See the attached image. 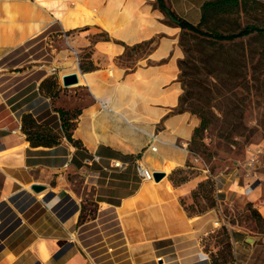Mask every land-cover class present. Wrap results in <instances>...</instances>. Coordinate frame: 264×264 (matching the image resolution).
<instances>
[{
    "label": "crops",
    "instance_id": "crops-1",
    "mask_svg": "<svg viewBox=\"0 0 264 264\" xmlns=\"http://www.w3.org/2000/svg\"><path fill=\"white\" fill-rule=\"evenodd\" d=\"M98 1L95 17L115 22L129 7L135 16L146 21L139 20L135 25L140 37L132 42L100 22L84 21L133 44L158 32H174L179 26L169 17L170 12L198 23L206 0H164V11L157 3L153 5L156 0ZM52 10L50 0H0V264H211L200 240L212 228L216 211L189 215L174 198L189 193L201 175L173 185L165 174L154 180L159 183L160 197L136 196L128 205L124 200L135 196L147 180H140L132 166L115 170L110 182L95 183V188L108 186L110 195L96 191L95 214L81 222V197L64 183H50V172L68 167L64 163L75 146L64 136L53 146H32L21 130L20 116L32 110L39 114L50 110L46 106L50 99L41 93L39 84L53 73L60 84V80L64 84L63 76H86L83 82L74 84L87 86L94 100L81 108L73 136L81 139L89 153L100 155L102 162H109L108 151L112 150L120 156L138 155L146 164L148 156L157 155L161 161L171 162L172 167L183 166L187 158L185 144L198 122L192 113L174 110L181 91L177 80L181 51L174 36L161 37L132 67L113 62L111 75L115 69L120 75L115 81L110 74L106 76L110 67L104 65L101 57L119 55L122 49L107 40L96 41L92 58L99 67L82 72L77 51L63 33L64 23ZM163 13L175 26L159 20ZM77 17L83 19L74 14L69 21L78 20ZM53 33L58 39L64 38L68 46L56 47L50 37ZM164 42L168 44L165 51L161 50ZM86 44L89 41H84ZM119 85L125 86L128 93L127 105L123 107L114 98ZM132 92L135 94L130 101ZM172 92L175 94L171 98ZM125 118L135 126L127 125ZM150 144L156 145L155 155L151 154ZM35 182L45 188L28 191L27 184ZM166 182L177 192L166 195ZM150 195L154 192L150 191ZM168 206L174 210L172 214L167 212ZM231 234L236 260L248 264V251L257 246V237L249 244L243 230L234 227Z\"/></svg>",
    "mask_w": 264,
    "mask_h": 264
},
{
    "label": "rangeland",
    "instance_id": "rangeland-1",
    "mask_svg": "<svg viewBox=\"0 0 264 264\" xmlns=\"http://www.w3.org/2000/svg\"><path fill=\"white\" fill-rule=\"evenodd\" d=\"M153 5L155 6L156 2ZM98 6V0H50V10L53 9V14L61 17L65 29L63 33L72 48L77 51L78 66L80 63L89 66L92 59L94 65L99 67L92 58L93 44L107 36L110 37L108 41L118 45L122 50L119 55L106 59L101 55L104 65L110 67V71L109 69L105 71L106 76L112 74L113 62L132 67L157 45L161 37L174 36L176 45L181 51L179 59H183L182 67L178 66L177 80L181 85L179 96L183 97L184 111L198 118L196 126L200 124L201 119L206 123V127L193 139L191 135L185 144L187 158L183 166L172 167L171 162L161 161L159 156L154 154L156 150L151 151L155 157L148 156V164L144 162L153 171V179H150V182L159 185L158 181H154L155 171L164 172L162 176L164 177L165 174L169 175L171 170L180 167L181 170L174 173L177 180L201 175L204 183L223 185V190L218 193L213 191V194H210L207 185L194 195L190 191L174 198L183 209L185 207L191 212H205L210 209L216 211L214 220H218L220 226L215 227L214 221L211 222L212 228L200 240L203 249L214 253H219L222 249L226 251L221 225L234 223L246 234L247 243L253 244L254 237H257V246L252 252L248 251L250 253L248 264H264V35L244 36L234 42L219 45L206 36L185 32L178 27L170 34L158 32L140 42L128 44L112 36L99 25L84 21L100 22L115 35L132 42L140 37L135 25L139 20L144 19L135 16L131 8L125 7L119 14L118 20L107 22L99 16L95 17L94 9ZM62 9L66 12H61ZM74 14L82 15L83 19L77 17L78 20L70 22L69 18ZM159 20L168 26H175L165 13L159 17ZM76 23L78 25L76 27L69 26ZM246 24L264 26V0H247L233 11L209 15L201 27L206 30L227 32ZM55 35L56 33H53L50 37L56 47L68 46L64 38L58 39ZM84 41H89V44L84 45ZM166 43L161 46V50H166L168 46ZM85 77L79 73H74L67 79L63 76V81L68 85L62 84L60 80L63 88L53 98L54 105L75 110L90 104L94 98L88 87L74 84L83 82ZM111 77L115 81L119 80L120 75L116 69ZM127 94L125 86L116 87L114 98L122 107L127 105ZM134 94L131 93L130 101ZM174 94L172 92L169 97H174ZM122 107L118 106V110L122 111ZM42 113L43 120H48L49 124L62 134L60 122L53 116L52 110H44ZM118 114L124 118L122 114ZM124 120L127 125L135 126L130 120L126 118ZM152 137L157 139V136L152 135ZM153 144H157V141H153ZM82 153L80 151L75 160L69 162L64 170L50 172V183H64L66 188L80 196L82 216L85 218L95 214L96 191L106 195H110L111 192L108 186L98 185L99 187L95 188V183L106 180L110 182L116 169L102 161L85 164L82 161ZM101 164L107 165V169H103ZM248 184H251L253 190L247 194L244 188ZM26 189L33 191L29 185ZM151 196L154 195L148 197ZM213 200L215 206L211 207ZM153 202L152 200L150 205ZM166 210L171 214L174 211L170 206ZM254 210L260 216L256 215ZM225 258L230 259L227 254ZM228 264H239V261L230 260Z\"/></svg>",
    "mask_w": 264,
    "mask_h": 264
},
{
    "label": "trees",
    "instance_id": "trees-1",
    "mask_svg": "<svg viewBox=\"0 0 264 264\" xmlns=\"http://www.w3.org/2000/svg\"><path fill=\"white\" fill-rule=\"evenodd\" d=\"M246 1L247 0H206L202 6L201 19L196 24L191 23L188 20L177 16L172 12L170 13L176 19V25L179 26L183 31L206 36L210 38L213 42L218 43L219 45H223L224 43H227V42H234L236 39L244 37V36L264 35V26L258 25V24H246L236 30L227 31V32L216 31V30H206L201 27L209 15H215L217 13L233 11L236 7H239L242 3H245ZM156 3L161 10L163 11L165 10L166 5L164 3V0H156ZM109 39L110 37L107 36L103 40L108 41ZM91 62L92 63L89 66H83L80 63L79 68L81 69V71L86 72V71L96 69L97 66L94 65L92 59H91ZM182 62H183V59L178 60V66L180 68L182 67ZM61 88H63V86L59 83L58 76L54 73L44 78L39 84V89L41 93L44 96L51 99L50 105H49V102H47L46 106H50V111L52 110L53 116L59 120L60 122L59 126L62 130V134H60L51 124H49L48 120L46 119L43 120V113L39 114L37 110L23 112L21 114L20 116L21 130L24 132V134L26 135V138L29 140L32 146H37V145L53 146V145L60 143L62 136H64L68 140L69 143L75 146V151L70 157V162L75 160V157L80 153V151L83 152L82 153L83 154L82 161H83L85 157H91V153H89L85 149L80 138H76L73 136V131L76 127L77 119L81 112V109L69 110L63 106L54 105L53 98H55L59 94V91ZM174 110L178 112L185 110L183 106V97L181 95L178 98V104L174 108ZM205 127H206V123L203 119H201L200 124L196 126L193 130L192 139L198 134V132L201 129ZM108 155L111 157L120 156L117 153H114L112 150L110 152L108 151ZM121 156L126 157L125 155H121ZM177 170H181V168L179 167V168H175L171 170V172L168 175L173 185H176V184H179V183H182L188 180V178H181L177 180L174 176V173ZM209 180L210 178L207 181L209 182ZM204 182L205 181L201 180L197 183V186L191 190L192 195H194L199 189H203L207 185L209 186L208 192L210 194H213L215 183H204ZM214 206H215V203L213 200L211 207H214ZM184 209L186 213L189 215L200 214L204 212V211L191 212L185 207ZM254 213L260 216L259 213L255 210H254ZM83 219L84 217L82 216V208H81L78 221L81 222L83 221ZM234 227L239 228L234 223H231L229 225H226L225 223H223L221 225V234L226 243V248H227L226 251L222 249L219 253H216V252L214 253L211 250L204 249L207 253H209L208 255L210 257L211 264H228L230 260L231 261L236 260L234 251H233V241H232V234H231V230ZM225 254H227L230 257V259H226Z\"/></svg>",
    "mask_w": 264,
    "mask_h": 264
},
{
    "label": "built area",
    "instance_id": "built-area-1",
    "mask_svg": "<svg viewBox=\"0 0 264 264\" xmlns=\"http://www.w3.org/2000/svg\"><path fill=\"white\" fill-rule=\"evenodd\" d=\"M150 150L154 151L156 150V145L150 144L149 145ZM123 156H115L111 157L108 162V166L115 168L118 171H124L128 167L132 166L134 173L139 177L140 180H150L153 179V171H151L147 165L141 160V157H138V155H125ZM101 156L98 154H91V157H85L83 159V162L85 164H92L93 161L100 162ZM70 162V158L64 163L65 166L68 165ZM103 169H107V165L101 164ZM223 190V185L216 183L214 191L216 193L221 192ZM253 190L251 184H248L244 188L245 193H250ZM214 226H220V222L218 220H214ZM161 257H158L160 259Z\"/></svg>",
    "mask_w": 264,
    "mask_h": 264
},
{
    "label": "bare ground",
    "instance_id": "bare-ground-1",
    "mask_svg": "<svg viewBox=\"0 0 264 264\" xmlns=\"http://www.w3.org/2000/svg\"><path fill=\"white\" fill-rule=\"evenodd\" d=\"M16 5V4H15ZM9 6V5H8ZM11 6V5H10ZM13 6V5H12ZM28 6V5H27ZM0 168H1V166H0ZM28 185V184H27ZM160 186L159 185H157V184H152L151 182H150V180L148 181L147 180V183H143V185L140 187V189L138 190V192H137V194L135 195V196H133V197H130V198H128V199H126V200H124L125 202V204L126 203H128V205H130L131 203H132V199H134V197H136V196H138L139 197V199H145V198H148V195H149V192L150 191H153L154 192V196L155 197H159L161 194H160V188H159ZM8 188V187H7ZM10 189V188H9ZM164 193L166 194V195H168V196H171L172 195V193L171 192H173V193H175L174 192V190H173V188H172V185L169 183V182H166L165 183V187H164ZM10 192V191H9ZM170 199V198H169ZM177 204V203H176ZM122 205V204H121ZM127 205V206H128ZM133 206H135V205H133ZM129 207V206H128ZM126 210V209H125ZM178 215V214H177ZM179 216V215H178ZM182 217V216H181ZM201 255V254H200Z\"/></svg>",
    "mask_w": 264,
    "mask_h": 264
},
{
    "label": "water",
    "instance_id": "water-1",
    "mask_svg": "<svg viewBox=\"0 0 264 264\" xmlns=\"http://www.w3.org/2000/svg\"><path fill=\"white\" fill-rule=\"evenodd\" d=\"M168 15H169V17L172 20L176 21V19L170 13ZM70 76H73V74L65 77V79H67ZM64 84H66V86L68 85L67 82H64ZM163 175H164V172H160V171H155L154 172V178H155V180H159ZM29 187H30V189H32L35 192H40L41 190H43L45 188V185L44 184H41V183H36L35 182V183H31L29 185Z\"/></svg>",
    "mask_w": 264,
    "mask_h": 264
}]
</instances>
